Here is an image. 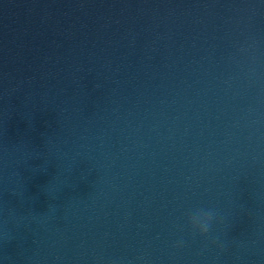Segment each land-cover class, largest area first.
Returning <instances> with one entry per match:
<instances>
[{
	"label": "water",
	"instance_id": "95a60500",
	"mask_svg": "<svg viewBox=\"0 0 264 264\" xmlns=\"http://www.w3.org/2000/svg\"><path fill=\"white\" fill-rule=\"evenodd\" d=\"M0 264H264V0H0Z\"/></svg>",
	"mask_w": 264,
	"mask_h": 264
},
{
	"label": "clouds",
	"instance_id": "9594fccd",
	"mask_svg": "<svg viewBox=\"0 0 264 264\" xmlns=\"http://www.w3.org/2000/svg\"><path fill=\"white\" fill-rule=\"evenodd\" d=\"M217 212L214 210H198L189 215L188 222L194 235L205 237L209 234Z\"/></svg>",
	"mask_w": 264,
	"mask_h": 264
}]
</instances>
